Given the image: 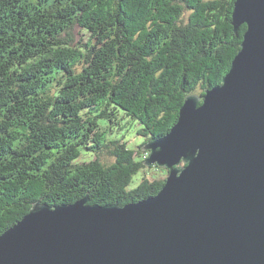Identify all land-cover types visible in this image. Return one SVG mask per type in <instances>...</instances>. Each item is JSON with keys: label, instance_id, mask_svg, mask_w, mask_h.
<instances>
[{"label": "trees", "instance_id": "16d2710c", "mask_svg": "<svg viewBox=\"0 0 264 264\" xmlns=\"http://www.w3.org/2000/svg\"><path fill=\"white\" fill-rule=\"evenodd\" d=\"M235 1L0 0V235L37 201L156 195L167 177L133 185L146 168L169 173L146 164L145 145L229 72L247 30L234 29ZM125 118L138 149L116 133Z\"/></svg>", "mask_w": 264, "mask_h": 264}, {"label": "water", "instance_id": "95a60500", "mask_svg": "<svg viewBox=\"0 0 264 264\" xmlns=\"http://www.w3.org/2000/svg\"><path fill=\"white\" fill-rule=\"evenodd\" d=\"M232 23L247 30L222 83L145 145L169 170L162 189L124 206L37 201L0 235V264H264V0H236Z\"/></svg>", "mask_w": 264, "mask_h": 264}, {"label": "rangeland", "instance_id": "374dc122", "mask_svg": "<svg viewBox=\"0 0 264 264\" xmlns=\"http://www.w3.org/2000/svg\"><path fill=\"white\" fill-rule=\"evenodd\" d=\"M125 122V123H124ZM125 124V127L122 129H117L116 133L121 136L124 135L125 138L127 140H129V146L138 149V146L143 142L144 138L142 136H138L136 134V130H137V125L136 126H132V121L129 120L128 118H125L124 120H122L121 125ZM103 128H106V125L103 123ZM118 126H114V129H116ZM115 131V130H114ZM110 137H112V135H110ZM94 156L90 153V152H86L83 157L81 158L83 161L86 160H91L93 159ZM104 162H111L113 161V157L107 153H105L103 155V159ZM147 176H151V178H164L167 177L169 173L166 172V170L162 171L161 169H157V168H146L145 170H143L141 172V174H137L135 176V183L133 184L134 186L137 185V183L140 181V178L143 174H145Z\"/></svg>", "mask_w": 264, "mask_h": 264}]
</instances>
